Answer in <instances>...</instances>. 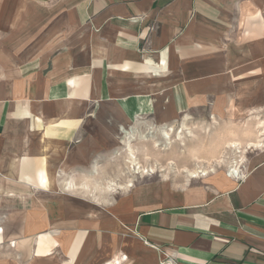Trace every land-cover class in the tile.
<instances>
[{
  "label": "crops",
  "instance_id": "obj_1",
  "mask_svg": "<svg viewBox=\"0 0 264 264\" xmlns=\"http://www.w3.org/2000/svg\"><path fill=\"white\" fill-rule=\"evenodd\" d=\"M204 111L259 115L252 130L264 129V0H0L7 257L264 264V154L240 177L134 183L116 202L87 195L126 130ZM170 192L179 199L159 200Z\"/></svg>",
  "mask_w": 264,
  "mask_h": 264
},
{
  "label": "rangeland",
  "instance_id": "obj_2",
  "mask_svg": "<svg viewBox=\"0 0 264 264\" xmlns=\"http://www.w3.org/2000/svg\"><path fill=\"white\" fill-rule=\"evenodd\" d=\"M257 116L259 117L248 116L240 122L232 119L231 115L225 116L222 121L216 120L208 111L190 116L183 115L174 125L164 127V131L168 132L167 137L163 136L160 127L151 126L150 122L140 129H129L132 137H129L125 145L111 151L109 169L106 172L101 170L94 178L89 179L90 189L93 190L87 195L116 202L124 197L123 189L134 186V183L138 185L159 183L182 190L191 183L203 184L214 174L230 172L236 168L241 171L242 164L244 166L255 156L264 154V130L256 132L252 130L255 123H259ZM260 118H264V113ZM255 133V145L234 144L237 138L247 140ZM132 154L135 157V164L130 160ZM192 174L198 177L194 178ZM170 193L168 197L162 194L159 200L179 199V192ZM0 249V264H42L37 262L38 260L25 261L16 258L14 253L12 257H7L6 245H2ZM126 260L106 257L95 264H114L115 261L120 264L136 262ZM168 262L167 259H163L160 264ZM57 264H60L59 261Z\"/></svg>",
  "mask_w": 264,
  "mask_h": 264
},
{
  "label": "bare ground",
  "instance_id": "obj_3",
  "mask_svg": "<svg viewBox=\"0 0 264 264\" xmlns=\"http://www.w3.org/2000/svg\"><path fill=\"white\" fill-rule=\"evenodd\" d=\"M162 129V130H161ZM264 130V129H263ZM262 130V131H263ZM160 131L162 132V134H163V136H165V137H167L168 136V132H166V131H164V127H160ZM173 131V130H172ZM126 134L125 135H128V137H132L131 135H132V132H131V130H126V132H125ZM170 136V135H169ZM235 146V145H234ZM231 147V146H230ZM256 147V146H255ZM130 160H131V163H133V164H135V157L133 156V154L131 155V157H130ZM222 162V161H221ZM223 163V162H222ZM191 171V170H190ZM152 173V172H151ZM201 174H202V172H201ZM231 176H233V175H235L234 177H240L241 176V171H239V169H234V170H232V171H230V173H229ZM191 175V174H190ZM204 175H206V173L204 174ZM200 176V175H199ZM192 177H198L196 174H192ZM114 185H112V187H113ZM130 187H133V185H131ZM127 258V257H126ZM118 260V259H117ZM114 264H120L119 262H117V261H115V263Z\"/></svg>",
  "mask_w": 264,
  "mask_h": 264
}]
</instances>
